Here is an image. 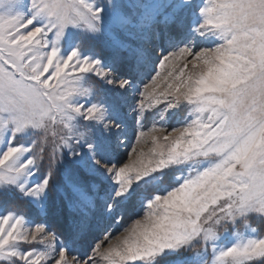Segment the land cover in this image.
Listing matches in <instances>:
<instances>
[{
    "label": "snow or ice",
    "instance_id": "6c2138e0",
    "mask_svg": "<svg viewBox=\"0 0 264 264\" xmlns=\"http://www.w3.org/2000/svg\"><path fill=\"white\" fill-rule=\"evenodd\" d=\"M0 264H264V0H0Z\"/></svg>",
    "mask_w": 264,
    "mask_h": 264
}]
</instances>
